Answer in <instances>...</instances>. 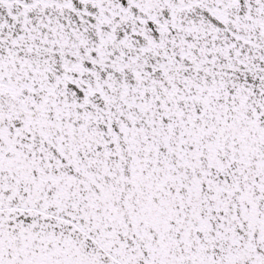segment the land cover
I'll list each match as a JSON object with an SVG mask.
<instances>
[{
	"label": "snow or ice",
	"instance_id": "1",
	"mask_svg": "<svg viewBox=\"0 0 264 264\" xmlns=\"http://www.w3.org/2000/svg\"><path fill=\"white\" fill-rule=\"evenodd\" d=\"M0 264H264V0H0Z\"/></svg>",
	"mask_w": 264,
	"mask_h": 264
}]
</instances>
